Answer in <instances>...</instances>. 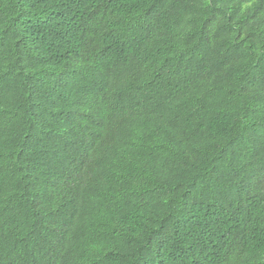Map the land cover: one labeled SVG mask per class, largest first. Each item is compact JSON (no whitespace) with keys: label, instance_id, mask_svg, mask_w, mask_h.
I'll return each instance as SVG.
<instances>
[{"label":"trees","instance_id":"1","mask_svg":"<svg viewBox=\"0 0 264 264\" xmlns=\"http://www.w3.org/2000/svg\"><path fill=\"white\" fill-rule=\"evenodd\" d=\"M0 264H264V0H0Z\"/></svg>","mask_w":264,"mask_h":264}]
</instances>
